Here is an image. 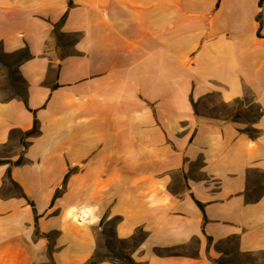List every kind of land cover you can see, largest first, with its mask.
Masks as SVG:
<instances>
[{
  "label": "crops",
  "instance_id": "1",
  "mask_svg": "<svg viewBox=\"0 0 264 264\" xmlns=\"http://www.w3.org/2000/svg\"><path fill=\"white\" fill-rule=\"evenodd\" d=\"M0 47V264H83L96 233L141 232V264L264 252V0H0Z\"/></svg>",
  "mask_w": 264,
  "mask_h": 264
},
{
  "label": "rangeland",
  "instance_id": "2",
  "mask_svg": "<svg viewBox=\"0 0 264 264\" xmlns=\"http://www.w3.org/2000/svg\"><path fill=\"white\" fill-rule=\"evenodd\" d=\"M3 53L0 47V94L2 97H6L10 95L12 92V78L9 75V79H7L6 70L7 65L2 59ZM241 107L240 102L236 101L232 104L225 103L221 101L219 96L216 94H211L204 97L202 100L197 102L196 111L200 112L203 115L209 117H216L220 119H239L249 122V131L251 134L255 132V130L250 127V123L256 118V109L250 107V110L247 111L244 115L239 113V108ZM81 208L79 207L75 210L74 217L80 220ZM92 211V210H91ZM98 240L97 244V252L103 253L108 252L112 258L126 262L124 258L120 257V255L129 256L130 252L134 249L136 245L139 244L140 240L143 238V234L141 232H137L133 239H129L124 241V243H117V249L113 250L110 246L106 247L105 245V235L102 233V236H98L96 233ZM54 235H52V238ZM35 240V239H34ZM112 240V238H111ZM114 247V246H113ZM116 247V246H115ZM218 249L222 251L221 255L215 258V262L217 264H264V252L258 253H243L239 251L234 243H223L218 246ZM95 251V252H96ZM30 256H33L35 253L32 250H28L27 252ZM37 258H30L31 264H56L53 257L52 251L48 250L45 254V257L41 256V252L38 251L36 253ZM95 253L93 254V256Z\"/></svg>",
  "mask_w": 264,
  "mask_h": 264
},
{
  "label": "trees",
  "instance_id": "3",
  "mask_svg": "<svg viewBox=\"0 0 264 264\" xmlns=\"http://www.w3.org/2000/svg\"><path fill=\"white\" fill-rule=\"evenodd\" d=\"M22 55H27V52L24 51L22 53ZM11 76V74H10ZM196 104L197 103H194L193 102V106L195 107V110H196ZM37 133H39V128H38V123H37V120L35 119L34 121V125H33V128L27 132H25V134H23L25 137H30V136H35L37 135ZM28 144L27 141H23V145L26 147ZM22 161V157H20L15 163H20ZM68 176V174L66 175ZM7 178L11 180V174H10V168H8L7 170ZM200 206H202V204L199 203ZM135 237V235H133L131 237V239H133ZM119 244H122L124 243V241H119L118 242ZM113 250H116L115 248H113L112 246H110ZM157 253L159 254H175V253H178L179 250L176 249V248H168V249H157L156 250ZM120 257L124 258L126 262H121V261H118L114 258H112V256L108 253V252H103V253H99V252H95V255L92 256L90 259H88L86 262H84L83 264H97L103 260H108V261H111L113 263H117V264H141L139 262H136L134 261V259H132L130 256H126V255H120Z\"/></svg>",
  "mask_w": 264,
  "mask_h": 264
}]
</instances>
